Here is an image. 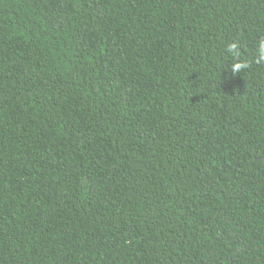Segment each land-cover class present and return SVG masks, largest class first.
<instances>
[{"label": "trees", "instance_id": "1", "mask_svg": "<svg viewBox=\"0 0 264 264\" xmlns=\"http://www.w3.org/2000/svg\"><path fill=\"white\" fill-rule=\"evenodd\" d=\"M262 40L264 0H0V264H264Z\"/></svg>", "mask_w": 264, "mask_h": 264}, {"label": "clouds", "instance_id": "2", "mask_svg": "<svg viewBox=\"0 0 264 264\" xmlns=\"http://www.w3.org/2000/svg\"><path fill=\"white\" fill-rule=\"evenodd\" d=\"M227 53L231 54L233 57L239 56V49L236 43H230L226 46ZM256 63H264V40L260 41L257 48ZM246 62H237L232 65V73H239L241 69L247 67Z\"/></svg>", "mask_w": 264, "mask_h": 264}]
</instances>
